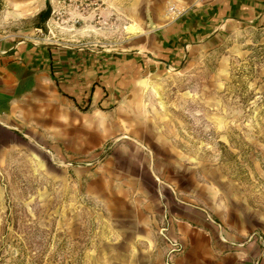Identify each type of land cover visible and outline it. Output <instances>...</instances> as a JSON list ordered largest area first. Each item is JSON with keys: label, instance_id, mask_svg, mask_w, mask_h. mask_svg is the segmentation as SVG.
<instances>
[{"label": "rangeland", "instance_id": "rangeland-1", "mask_svg": "<svg viewBox=\"0 0 264 264\" xmlns=\"http://www.w3.org/2000/svg\"><path fill=\"white\" fill-rule=\"evenodd\" d=\"M198 1L0 0L2 45L152 62L59 141L0 126V264L235 261L216 240L264 264V26L228 23L177 65L140 46ZM186 221L211 237L209 257L188 260Z\"/></svg>", "mask_w": 264, "mask_h": 264}, {"label": "crops", "instance_id": "crops-1", "mask_svg": "<svg viewBox=\"0 0 264 264\" xmlns=\"http://www.w3.org/2000/svg\"><path fill=\"white\" fill-rule=\"evenodd\" d=\"M173 15L151 28L140 43L158 65H177L191 48L228 23L264 26V0H199ZM151 63L136 51L112 55L52 43L0 44V126L28 140L59 141L57 136L67 134L69 127H79L84 114L99 116L107 110L104 107L112 106L119 92ZM176 226L186 237L188 260L211 255L209 235L191 231L188 221ZM224 244L216 240L215 247H226L221 257L234 259L230 264H254L256 252L250 245L236 252Z\"/></svg>", "mask_w": 264, "mask_h": 264}, {"label": "trees", "instance_id": "trees-1", "mask_svg": "<svg viewBox=\"0 0 264 264\" xmlns=\"http://www.w3.org/2000/svg\"><path fill=\"white\" fill-rule=\"evenodd\" d=\"M47 11L48 10H45V11H41L38 15H39V17H44L46 14H47ZM82 109H85V106L84 107H82Z\"/></svg>", "mask_w": 264, "mask_h": 264}, {"label": "water", "instance_id": "water-1", "mask_svg": "<svg viewBox=\"0 0 264 264\" xmlns=\"http://www.w3.org/2000/svg\"><path fill=\"white\" fill-rule=\"evenodd\" d=\"M149 57H151V58H153V59H156V58H154L153 56H151V55H149Z\"/></svg>", "mask_w": 264, "mask_h": 264}]
</instances>
